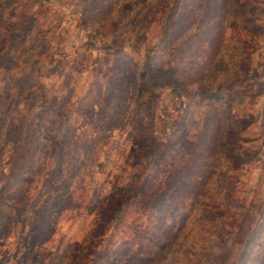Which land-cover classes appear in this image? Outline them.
I'll use <instances>...</instances> for the list:
<instances>
[{"label":"rangeland","instance_id":"374dc122","mask_svg":"<svg viewBox=\"0 0 264 264\" xmlns=\"http://www.w3.org/2000/svg\"><path fill=\"white\" fill-rule=\"evenodd\" d=\"M114 1L0 0V28L29 32L38 40V49L25 48L22 60L28 63L11 70L28 88L10 102L13 118L24 121L5 128L0 117V202L10 198L21 206L15 219L5 216L0 204V264H64L96 227L101 230L93 257L97 264H144L145 250L150 256L173 243L179 248L172 247L162 264L179 263L178 249L190 253L191 229L189 244L174 235L184 221L185 193L194 186L182 178H191L192 171L171 165L181 142L191 150L197 145L212 151L209 124L218 117L207 108H199L207 115L199 112L195 89L174 91L162 78L150 119L155 151L144 155L148 143L133 108L137 75L131 67L142 66L147 49L171 46L188 28L187 14L198 9L203 11L199 26H204L198 40L187 39L186 47L167 60L214 54L223 46L216 39L218 16L229 0H173L164 21L159 10L148 8L122 24L113 21ZM249 4L250 29L235 36L252 46V55L247 80L231 100L235 115L246 120L231 172L236 196L246 207L264 201V0ZM123 53L133 64L118 58ZM13 63L11 57L2 61L0 93L8 90L6 72ZM46 129L61 137L67 152L40 143ZM136 167L144 174L141 192L164 176L169 180L163 192L153 196L148 211L134 202L113 211L111 196L129 184ZM104 208L107 219L101 215ZM230 237L227 233V246Z\"/></svg>","mask_w":264,"mask_h":264},{"label":"trees","instance_id":"16d2710c","mask_svg":"<svg viewBox=\"0 0 264 264\" xmlns=\"http://www.w3.org/2000/svg\"><path fill=\"white\" fill-rule=\"evenodd\" d=\"M141 1H114L111 12L113 21L116 24L125 23L127 18L137 17V14L148 8L159 10L162 13V21H164L173 3V0ZM251 2L252 0H229L226 10L219 14L221 27L216 39L221 41L223 46H219L214 54L205 55L197 52L199 53L197 56L184 57L174 61L175 63L167 60L175 55L179 47H186L187 39L198 40V33L201 27L204 28V26H199L202 19L200 12L203 11L198 12V9L193 14H187L186 21L190 19L189 26L182 36L171 41L173 43L171 46L160 48L156 45L147 49L146 59L142 66L131 67V71L137 75L133 108L144 124L141 125V129H144L145 142L148 143L144 155L150 156L155 151L152 146L155 140L150 119L154 114L153 102L157 99L156 88L161 85L162 78L163 83L172 87L174 91L180 88L195 89L197 91L196 107L198 109L207 108L218 117L216 122L209 124L213 137L212 151L210 153L200 151L197 145H194L195 149L191 150L184 142H181L177 147L176 161L171 165L172 167L188 165L192 171L191 178L187 180L182 178V180L189 183L191 180L194 181L192 190L185 193L184 221L179 224L174 235L175 241L186 240L191 229L193 242L189 247V255L186 251L178 249L181 260L179 263L172 264H212L214 259H220L221 264H264V201L249 207L243 205L236 196L237 189L233 187L231 178L235 164L234 155L241 141L244 140L242 131L246 127V120L239 119L235 115L231 100L239 93L241 85L247 80L248 63L252 55V46L242 38H236L235 35L250 29V25L246 23V14ZM17 41L18 43L13 45ZM28 44L29 49L31 47L34 50L38 49V40L29 32L23 35L17 30L0 28V68H3L2 61L5 57H11L14 61L6 72L8 90L0 93V117L6 123L5 128L11 127L13 123L19 125L24 121L23 117L13 118L10 102H15L17 95L22 96L27 93L28 88L12 75L11 70L28 63V60H22V57L27 55L25 48ZM114 50L118 49L108 47V51ZM118 58L133 64L130 54H118ZM204 62H207L205 66ZM197 67L203 68L196 72ZM8 91L17 92L8 97ZM199 112L204 116L207 115L204 110L199 109ZM195 123L192 121L191 127H195ZM40 143L51 148L61 147L67 152L66 147L61 145V137L47 129L44 130ZM201 153L202 156L197 158V155ZM193 158L196 159L192 164ZM142 175H144L143 170L136 167L129 175V184L115 189L110 198L113 211L122 205H130L132 202L146 211L151 208L153 196L163 192L166 180L169 178L159 176L154 184L141 192L139 188L144 181ZM103 203H99L102 204V208ZM0 204L5 216L14 215L15 219L18 218L21 211L20 203L6 198ZM101 215L107 219L106 208ZM227 233L231 236V246H227ZM100 234L99 227L91 229L77 253L71 254L64 264H97L94 258ZM186 241L189 244V240ZM172 247L177 249L179 245L173 243L159 246V253L150 256L149 251L145 250V253H142L146 257L144 264H162L172 251ZM70 253L72 252H66L69 255Z\"/></svg>","mask_w":264,"mask_h":264}]
</instances>
